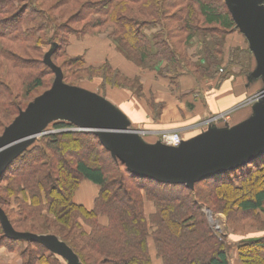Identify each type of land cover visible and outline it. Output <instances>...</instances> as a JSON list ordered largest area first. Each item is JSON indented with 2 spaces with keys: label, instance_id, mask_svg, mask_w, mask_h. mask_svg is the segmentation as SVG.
Wrapping results in <instances>:
<instances>
[{
  "label": "trees",
  "instance_id": "1",
  "mask_svg": "<svg viewBox=\"0 0 264 264\" xmlns=\"http://www.w3.org/2000/svg\"><path fill=\"white\" fill-rule=\"evenodd\" d=\"M44 1L0 0V135L34 98L51 88L45 79L47 69L55 75L45 63L49 51L43 59L33 56L44 44H56L51 60L57 65L54 55L59 57L64 40V52L69 55L67 45L74 32L69 31L64 40L56 33L43 41L48 26L55 32L65 28L45 13ZM71 1L80 7L72 19L84 21L88 14L96 15L91 26L102 29L109 24V38L129 60L163 76L187 70L216 76L224 71L220 67L226 59V37L238 30L225 0H221L222 8L214 0H59L56 7ZM81 9L91 12L84 14ZM196 40L201 51L190 56ZM237 54L252 58L248 49L235 47L229 52L230 64ZM70 58L102 73L99 76L105 83L137 86L136 80L109 64L93 68L86 66L82 57ZM57 66L64 80L63 68ZM230 74H221L220 79ZM55 127L62 131L43 136L40 145L24 150L9 165L0 184V207L16 231L53 234L71 248L81 264H155L151 244L159 264H231L228 249L232 245L226 249L225 240L207 219L204 221L202 204L207 202L200 193L203 184L214 190L210 201L226 196L227 209L237 206L243 212L264 211V188L254 198L243 199V187L238 183L263 168L264 154L191 188L136 176L93 133L72 130L75 126L65 121L55 122ZM84 180L100 187L92 208L74 200ZM4 192L13 201L4 197ZM148 202L153 207L151 213L146 210ZM1 227L0 223V245L8 240L13 248L19 247L23 264H65L40 243L7 238ZM242 246L264 251V237ZM243 252L239 253L246 264ZM258 256L264 261L263 253Z\"/></svg>",
  "mask_w": 264,
  "mask_h": 264
},
{
  "label": "water",
  "instance_id": "2",
  "mask_svg": "<svg viewBox=\"0 0 264 264\" xmlns=\"http://www.w3.org/2000/svg\"><path fill=\"white\" fill-rule=\"evenodd\" d=\"M237 29L247 40L257 67L251 76L264 79V0H225ZM46 54L45 63L55 73L48 90L34 98L0 135V184L9 165L35 138L47 132L51 121H66L72 130L91 132L103 147L132 174L170 184L195 183L251 162L264 154V89L248 120L233 129L214 130L178 147L143 143L125 118L105 99L84 88L64 84L60 67ZM0 223L10 239L37 242L67 260L81 264L75 253L53 235L16 231L0 207Z\"/></svg>",
  "mask_w": 264,
  "mask_h": 264
},
{
  "label": "crops",
  "instance_id": "3",
  "mask_svg": "<svg viewBox=\"0 0 264 264\" xmlns=\"http://www.w3.org/2000/svg\"><path fill=\"white\" fill-rule=\"evenodd\" d=\"M235 47L250 51L247 40L240 32L230 33L226 37L227 60L230 50ZM67 52L71 56L82 57L86 66L98 68L106 63L131 81L136 80L137 86L132 88L118 87L97 78L94 87L86 90L105 99L125 118L128 129L136 131L140 140L150 146L163 144L161 136L165 132H178L182 142H187L210 129H233L253 116L260 102L257 100L250 104L255 85L260 83L261 91L264 89L262 76H250L257 67L251 51L254 67L245 79L233 74L220 79L217 74L199 81L189 73L163 76L155 69L144 68L129 60L104 34L73 36L67 45ZM222 120H225V125L219 124ZM80 189L75 201L92 208L100 187L84 180ZM146 210L147 213L152 212L150 202ZM150 248L154 263L159 264L161 260L157 258L153 244ZM59 257L68 264L66 259ZM0 264H23L20 248L9 250L5 244H1Z\"/></svg>",
  "mask_w": 264,
  "mask_h": 264
},
{
  "label": "rangeland",
  "instance_id": "4",
  "mask_svg": "<svg viewBox=\"0 0 264 264\" xmlns=\"http://www.w3.org/2000/svg\"><path fill=\"white\" fill-rule=\"evenodd\" d=\"M57 1L59 0H48V1L45 0L43 2L44 8H45L44 11L46 14H49L50 16H53L54 19H56L55 23L58 25V27H61L62 25H64L65 28L55 32L54 30L51 29V26H48L47 34L46 32L44 35L42 34L43 41L44 40L47 41L48 38H50L51 36H53V34H56V33L58 34V37L60 39L64 40V38L67 37L69 31H72L75 33L72 36H70L69 39L73 36H78V34H80L79 36L86 35V34H94V36L97 34H104L108 36L109 33L111 32L112 27L109 26V24H107L105 27L102 26L103 27L102 29L94 28L93 26H91V24L96 19V15L94 14H88L87 15L88 18L84 21H77L75 19H72L71 17L73 16V14L76 13L80 9L79 5L76 2L71 1L70 5H62V6L56 7L58 3ZM214 1L217 5L221 6L222 8L223 3L221 0H214ZM176 9L177 8L173 9V11H175ZM82 10L84 14L91 12L90 10L81 9V11ZM97 18H99V16H97ZM235 32L239 33L238 30H236ZM56 42L58 41L56 40ZM64 44H65V40L63 42H60L61 46H60V51L58 54L59 57L57 58L56 57L57 55H54L55 56L54 62L63 68L64 77H65V79L63 80L64 84L70 85L73 87H80V88L91 90L94 87L95 80L97 78H100L99 74L101 75L102 73L97 72L94 69H87L85 68V65H82L80 63L72 62L70 58L71 56L66 55L64 52V47H63ZM55 45L56 44H51V43L44 44V47L41 48V52H39L33 57H36V59H39L42 57L43 59L45 57V54L48 51L50 52L51 50H55ZM201 48L202 47L199 45L198 40H196L195 44H193V46L189 49V55L191 56L192 54L201 51ZM237 55H238L237 60L233 62L232 64H230V57L228 58V60L225 59L224 63L220 67V69L224 68V71L221 70L220 73L222 75H226L228 74V72H230L234 76L239 75V77H242V79H245L247 75L249 74L248 72L250 70V67L251 68L254 67L253 66L254 58L253 56L251 58L249 55H241V54H237ZM197 59L198 57L195 58V60ZM240 64L243 66L241 67ZM162 66H166V62H163ZM40 67L41 69H44L43 66H39V69ZM47 71L49 73L45 72L46 73L45 79L47 83H49V86H52L55 75L51 73L49 69H47ZM188 72L189 70H187V73ZM220 73L218 74L219 77L222 76ZM189 74L194 75L198 81L213 76V75H195L191 72ZM232 74H230L229 76H231ZM174 75L177 76L178 74L176 75L174 73ZM261 89H262V86L260 83L256 84L255 87L252 89V92H251L252 95L250 97V104H254L257 100L260 99L259 93ZM42 91L43 89L38 90V92H42ZM55 122H58V121H51L50 123L46 124L43 130L46 131L47 133L35 138L34 141L31 144H29L27 149L32 148L34 145L35 146L40 145L44 139L43 136L50 134V133L61 132L62 130H59L57 129V127H55ZM220 122H219L220 125L226 124L224 123L225 120H222ZM263 126H264V117L261 120V127ZM83 182L84 181L79 183L78 189L74 195V200H75L76 193H78L81 190L80 188ZM238 183H240V185H242L243 187L242 195H240L241 198L243 199L254 198L255 193L264 188V166L261 169L259 168L257 171L254 172L252 176L247 177L245 180H239ZM3 185H5V182ZM213 191L214 190L212 189H208L205 186V184L200 186V193L204 194L203 198L207 202V203L202 204V208L203 210H205V213H206L204 217V221L205 219H207L211 227H213L215 232L218 234V237L222 240H225L226 249L229 248L230 244L232 245L231 248L228 249V254L232 261L231 263L232 264H244L241 261V257L239 253L242 250L244 251L243 253L247 256L245 257V260L248 264H262L264 261L262 257L260 258V256H258V254L263 253L264 255V251H260L258 253L256 250H251L250 248L246 246H242V245L246 244L248 241L256 240V239L258 240L264 237V211L257 210V211L243 212L237 206H233V208L227 209L229 201L226 198V196L224 195H222L221 197L219 196L216 202H215V199H212V201L208 199L210 198V196L214 195L212 194ZM98 194H99V191L96 193V196H98ZM3 196L11 199L12 201L14 199L12 198V196L6 194L5 192L3 193ZM224 206H226L227 208H225ZM88 229L90 230V228ZM3 244H5L9 250H12L13 244L10 241L8 240L4 241ZM239 245L241 248L239 247L238 249ZM252 249H255V248H252ZM50 263H52V260H50Z\"/></svg>",
  "mask_w": 264,
  "mask_h": 264
},
{
  "label": "built area",
  "instance_id": "5",
  "mask_svg": "<svg viewBox=\"0 0 264 264\" xmlns=\"http://www.w3.org/2000/svg\"><path fill=\"white\" fill-rule=\"evenodd\" d=\"M161 142L167 146L177 147L182 143V136L178 132H165L161 136Z\"/></svg>",
  "mask_w": 264,
  "mask_h": 264
}]
</instances>
